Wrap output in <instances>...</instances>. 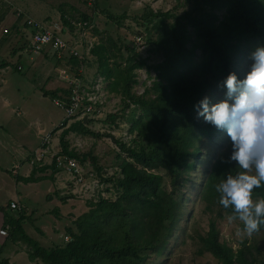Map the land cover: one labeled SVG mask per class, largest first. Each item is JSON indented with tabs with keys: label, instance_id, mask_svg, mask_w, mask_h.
I'll use <instances>...</instances> for the list:
<instances>
[{
	"label": "trees",
	"instance_id": "obj_1",
	"mask_svg": "<svg viewBox=\"0 0 264 264\" xmlns=\"http://www.w3.org/2000/svg\"><path fill=\"white\" fill-rule=\"evenodd\" d=\"M141 16L147 43L162 57L150 65L155 77L141 94L132 87L136 83L135 70L145 61L134 45L117 44L106 37L90 50L97 73L110 81L111 90L122 95L124 109L130 102L133 105L124 114L133 137L129 143L115 139L126 155L118 154V175L104 179L112 182L114 196L88 201V209L73 220L74 227L66 228L64 235L69 239L51 247L26 233L23 210L6 215L0 264H13L1 257L9 243L25 244L29 261L39 264H147L152 256H160L166 249L182 215L181 189L189 171L195 168L202 142L213 140L220 132L198 117L195 106L214 83H222L230 73L244 78L235 67L250 46L264 45V0H193L192 7L181 12L148 9ZM112 17L117 22L126 18L125 14ZM81 18L88 16L83 14ZM71 62L79 66L76 58ZM59 91L43 94L55 96ZM115 118L116 114H108V119ZM70 131L93 132L80 120L60 134L62 152L83 163L89 153L69 148L65 136ZM228 153L225 150L212 160L200 190L205 209L214 211L217 207L219 217L221 212L231 214V209L225 210L218 203L219 194L214 188L227 175L229 166L222 164L220 157ZM91 160L93 163L94 157ZM36 172L35 166L22 181H36ZM254 193L264 195V187ZM197 236L198 253H211L217 264H264L257 258L259 248L253 244L242 241L234 249L221 240L214 217L209 218L206 232Z\"/></svg>",
	"mask_w": 264,
	"mask_h": 264
},
{
	"label": "rangeland",
	"instance_id": "obj_2",
	"mask_svg": "<svg viewBox=\"0 0 264 264\" xmlns=\"http://www.w3.org/2000/svg\"><path fill=\"white\" fill-rule=\"evenodd\" d=\"M192 4L193 0L0 1V78L2 80L0 83L5 87L4 93L0 92V211L3 215H17L22 209L25 215L23 226L26 233L38 240L41 245L51 247L54 244H63L66 228L74 227L73 220L88 209L87 200L70 196L65 188H62L61 194L58 190L52 192L54 200L50 202L48 187L51 182L48 179L29 183L22 181V176L30 166L28 162L31 154L39 147L40 137L44 132H50L54 142H59L61 147L60 134L67 127H65L66 114L63 108L54 104V99L67 100L73 80H77L82 86H91L97 78L95 85L98 84L99 91L96 95L102 100L99 106L100 112L97 117L89 114L87 117L77 119L83 120L93 133L82 134L70 131L65 136V140L76 152L89 153V159L84 161L83 165L78 162L84 176L94 172L95 178L99 180L94 168L103 175L104 179L114 175L115 172L118 175L117 164L120 161L118 154L121 156L126 154L121 151L115 139L129 143L133 137L126 121L127 117L124 116L132 108L124 109L122 95L109 88V80L99 82L97 65L94 56L90 54V48L106 37H111L117 44L124 42L130 47L135 46V52L145 61V65L135 70L136 83L133 84L132 91L141 94L151 85L155 77L150 65L162 59L160 53L152 51V46L147 43L145 37L147 31L140 25L143 20L141 15L148 9L154 11L175 9L181 12L185 8L192 7ZM18 9L24 12L25 26L27 15H30L37 19V22L48 25L51 30L60 31L62 37L70 44L78 45L84 56L82 60L74 56L58 58L49 51L27 52L25 46L30 39V32L24 37H18L15 33L16 18L23 15V13L21 16L16 15ZM83 14L87 15L88 19H82ZM121 14H125L126 18L120 22L112 17ZM78 22H86V24L80 27ZM5 29L8 31L5 32ZM139 33L146 41L144 49H138L135 44V36ZM255 47L250 46L245 55L238 60L235 70L242 76L248 70V56ZM72 58H76L79 65L83 64L80 70H74L78 66L73 65ZM221 84V82L214 83V87L205 93L204 98H210L212 103L222 100L226 89H222ZM55 89H60L55 96L43 94V91ZM113 113L116 114L115 120L108 119V114ZM52 123L56 124L52 127ZM40 130H43L42 133ZM17 146L19 149L23 148L24 153L17 154L13 148ZM225 150L230 151V138L223 131H220L213 140H203L202 152L199 158L195 159V168L189 171L188 180L181 189L184 198L181 218L164 252L160 256H152L147 264H217L211 253L207 251L198 253L200 241L197 235L206 232L210 217L217 220L221 240L226 241L234 249L238 248L242 241H247L253 244L255 249L259 248L258 254L254 251L259 260H264V227L251 237L237 235L243 228L242 223L238 220L230 222L227 219L228 214L224 212H221L222 216L219 217L215 206L214 211L205 209L206 202L200 197V190L210 171L212 160ZM25 154H29L27 159ZM91 157L95 159L93 163ZM15 164L19 166L17 174L12 172ZM43 166L36 168L42 171ZM48 167L47 169H54V175L57 168ZM159 171L165 174L164 170ZM111 186V183L104 182V187L110 188L108 189L110 195L114 196ZM11 201L18 204L19 210L15 209L16 211L12 212L13 210L8 208ZM54 208H58L56 214L49 212ZM61 214L63 218L59 216ZM44 226L50 228L46 230L47 235L41 231L44 230ZM20 244L17 250L23 251L21 255L24 261L16 259L12 263L39 264L38 261H29L27 246ZM6 256L7 254L2 252L1 257L6 258Z\"/></svg>",
	"mask_w": 264,
	"mask_h": 264
},
{
	"label": "clouds",
	"instance_id": "obj_3",
	"mask_svg": "<svg viewBox=\"0 0 264 264\" xmlns=\"http://www.w3.org/2000/svg\"><path fill=\"white\" fill-rule=\"evenodd\" d=\"M248 60L243 79L232 72L222 82V100L205 97L195 108L199 118L230 138L228 156L220 157L229 170L214 188L218 203L231 209L227 219L243 224L237 235L251 237L264 224V195L254 193L264 187V45L256 46Z\"/></svg>",
	"mask_w": 264,
	"mask_h": 264
},
{
	"label": "built area",
	"instance_id": "obj_4",
	"mask_svg": "<svg viewBox=\"0 0 264 264\" xmlns=\"http://www.w3.org/2000/svg\"><path fill=\"white\" fill-rule=\"evenodd\" d=\"M16 15L21 16V10L18 9ZM78 24L81 27L85 25L86 22H78ZM23 30L27 33L30 32V39L25 46L27 52L36 53L49 51L51 54H56L58 58L74 56L79 60H82L84 57L78 45L70 44L68 40L62 37L63 35L59 33L60 31L55 32L51 30L48 25H43L40 22L28 18L26 19V26ZM4 31L7 32L8 30L5 29ZM145 43L146 41L142 34L135 36V44L138 49H144L146 47ZM82 66L83 64H80L77 68H74V70L78 71ZM18 68H20V66ZM98 78L100 83L103 80H108L100 74H98ZM96 80L97 78L95 79V83ZM95 83L91 86H82L77 80H73L67 100L61 98L54 99V104L63 108L65 111L66 128L72 123L80 121L77 119H82L84 116L87 117L89 114L97 117L100 112L99 106L102 100L96 95L99 91V86L98 84L95 85ZM132 106L130 102L126 110L131 109ZM69 148L71 147L69 146ZM78 162L81 163L76 158L62 152L59 142H54L50 132H44L40 137L39 147L33 150L28 163L30 166L53 165L56 167L58 182L61 184L62 188L66 189V193L72 197L74 195L77 198L79 197L87 201H95L100 198V196L104 198L110 197V192L106 191L110 188L104 187V182L106 181L103 175L94 168L99 180L95 178L94 172H89L87 176H84ZM18 167L19 166L15 164L12 168L14 174L18 173ZM114 174H116V172ZM113 176L114 175L110 177ZM109 183L112 184V182ZM9 207L18 208L19 206L12 201L9 203ZM1 233L4 236L6 235L3 230H1ZM64 239L67 241L69 237L65 235Z\"/></svg>",
	"mask_w": 264,
	"mask_h": 264
},
{
	"label": "crops",
	"instance_id": "obj_5",
	"mask_svg": "<svg viewBox=\"0 0 264 264\" xmlns=\"http://www.w3.org/2000/svg\"><path fill=\"white\" fill-rule=\"evenodd\" d=\"M22 13H23V15L21 16V17H19V18H16V22H15V33L17 34V36L18 37H24L25 36V34L27 33V32H25L24 30H23V28L25 27V25H24V21H23V18H24V12L22 11ZM27 17L28 18H32L30 15H27ZM32 19H34V20H36V21H38L37 19H35V18H32ZM23 40H24V38H23ZM6 43V42H5ZM4 43V46L6 45ZM7 67V66H6ZM43 72V71H42ZM0 82L2 83V80H1V78H0ZM1 83H0V92L1 93H4V91H5V87L3 86V85H1ZM56 123H52V127L55 125ZM42 131L43 130H40V132L42 133ZM23 146H25V145H23ZM22 146V147H23ZM14 148V151L17 153V154H20V153H24V149L22 148V149H19L18 148V146L17 147H13ZM28 156H29V154L27 155V154H25V159H27L28 158ZM33 168H35V166L34 167H32V166H29V168L26 170V172H25V174H24V176H22V177H27L30 173H31V171L33 170ZM48 168H50V167H48ZM53 171H54V169H52V168H50V169H47V167L45 168V169H43L42 171L41 170H37V172H36V174H35V177H37V179H36V181H33V182H37V180L39 181V180H44V179H48L50 182H51V184L49 185V187H48V194L50 195L49 196V198H50V202L51 201H53L54 199H53V193L52 192H55V191H59V194H61L62 192L61 191H63V189H62V186H61V184L58 182V180H57V178H55L56 176H55V173H56V171L54 172V175H53ZM52 172V174H50ZM55 176V177H54ZM25 182V181H24ZM25 183H29V182H25ZM66 200H69V199H66ZM12 202V201H11ZM22 207V206H21ZM8 208H10L9 207V205H8ZM10 209H12V208H10ZM16 209V208H15ZM15 209H12L13 211L12 212H15L16 210ZM19 210V209H18ZM22 210V209H21ZM57 210H58V208H54V209H52V211H49V212H55V214L57 213ZM61 213H62V210H61ZM6 215L7 214H2V212L0 211V245L5 241V237L3 236V234L1 233V230H2V228H3V225H4V220H5V218H6ZM60 217H62L63 218V216H62V214L61 215H59ZM47 229H50L48 226H44V230L42 229L41 231H43V233H45L46 235L48 234V232L46 231ZM56 230H58V228H56ZM44 234V235H45ZM65 235L63 234V237H64ZM20 243H9L4 249H3V254H7V256H6V258L9 260V262L10 263H12V261H14V260H22V261H24V258H23V256L21 255L22 253H23V251L22 252H18V250H17V248H19L20 247ZM28 248V247H27ZM26 252V251H25ZM10 256H11V258H10ZM29 262V261H28ZM30 263V262H29ZM31 263H33V262H31Z\"/></svg>",
	"mask_w": 264,
	"mask_h": 264
},
{
	"label": "water",
	"instance_id": "obj_6",
	"mask_svg": "<svg viewBox=\"0 0 264 264\" xmlns=\"http://www.w3.org/2000/svg\"><path fill=\"white\" fill-rule=\"evenodd\" d=\"M85 121V120H84Z\"/></svg>",
	"mask_w": 264,
	"mask_h": 264
}]
</instances>
